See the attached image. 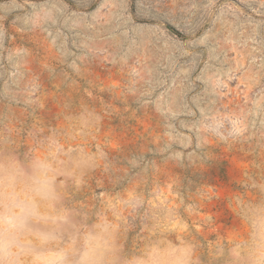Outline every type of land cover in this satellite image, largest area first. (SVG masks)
<instances>
[{
  "label": "rangeland",
  "instance_id": "obj_1",
  "mask_svg": "<svg viewBox=\"0 0 264 264\" xmlns=\"http://www.w3.org/2000/svg\"><path fill=\"white\" fill-rule=\"evenodd\" d=\"M0 152L51 163L64 264H244L264 0H0Z\"/></svg>",
  "mask_w": 264,
  "mask_h": 264
},
{
  "label": "clouds",
  "instance_id": "obj_2",
  "mask_svg": "<svg viewBox=\"0 0 264 264\" xmlns=\"http://www.w3.org/2000/svg\"><path fill=\"white\" fill-rule=\"evenodd\" d=\"M57 199L52 166L36 156L21 160L0 152V264H64V253L48 250L55 236L41 225L49 223L46 208ZM244 264H264V231L252 235ZM94 249L81 264H98Z\"/></svg>",
  "mask_w": 264,
  "mask_h": 264
}]
</instances>
